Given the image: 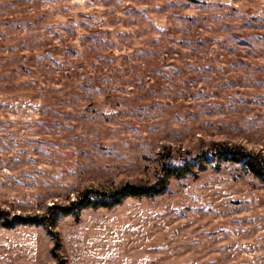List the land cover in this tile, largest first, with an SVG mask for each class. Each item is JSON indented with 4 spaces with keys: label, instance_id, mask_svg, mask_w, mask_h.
I'll list each match as a JSON object with an SVG mask.
<instances>
[{
    "label": "rangeland",
    "instance_id": "1",
    "mask_svg": "<svg viewBox=\"0 0 264 264\" xmlns=\"http://www.w3.org/2000/svg\"><path fill=\"white\" fill-rule=\"evenodd\" d=\"M215 143L264 157V0H0V211L151 185ZM0 264H264V188L211 165L0 229Z\"/></svg>",
    "mask_w": 264,
    "mask_h": 264
},
{
    "label": "trees",
    "instance_id": "2",
    "mask_svg": "<svg viewBox=\"0 0 264 264\" xmlns=\"http://www.w3.org/2000/svg\"><path fill=\"white\" fill-rule=\"evenodd\" d=\"M174 159L168 157V160ZM177 164L163 163L151 185L125 184L115 189H88L79 193L74 201L66 207L51 206L45 216H12L0 211V229H13L16 226L54 228L57 217L75 216L86 209H112L128 199L153 198L163 194L170 180L197 176L208 166L220 164L238 165L247 175L252 176L264 188V157L240 146L215 143L205 151L191 154L184 152Z\"/></svg>",
    "mask_w": 264,
    "mask_h": 264
}]
</instances>
